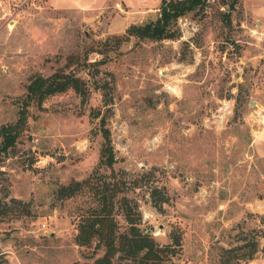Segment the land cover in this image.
Masks as SVG:
<instances>
[{"label":"rangeland","instance_id":"374dc122","mask_svg":"<svg viewBox=\"0 0 264 264\" xmlns=\"http://www.w3.org/2000/svg\"><path fill=\"white\" fill-rule=\"evenodd\" d=\"M160 0H0V125L36 76L79 79L26 106L0 152V264H93L80 224L116 182L115 236L130 225L157 259L112 264H244L264 255V0H204L152 40L127 30ZM100 118L117 162H99ZM132 222H129L130 220ZM253 260V259H252Z\"/></svg>","mask_w":264,"mask_h":264},{"label":"trees","instance_id":"16d2710c","mask_svg":"<svg viewBox=\"0 0 264 264\" xmlns=\"http://www.w3.org/2000/svg\"><path fill=\"white\" fill-rule=\"evenodd\" d=\"M203 2L204 0H160L155 20L132 26L127 30V33L137 38L152 40L171 38L173 36L172 23L179 17L202 6ZM69 88L81 92L79 79L64 74L62 71H54L48 76H36L32 79L26 86V100L23 101V107L19 108L16 119L12 123L0 125V152L11 147L23 129L26 106L29 102L35 101L40 104L46 96L63 92ZM99 121V132L103 140L99 150V162L106 168H112V165L117 162V158L108 137V131L102 126L103 118H100ZM92 176L62 185L57 193L61 196L70 197L75 192L80 191L82 186H88L97 202L100 203V208L93 209L86 217L85 223L79 225L76 235L78 244L87 245L93 241L96 247L102 248V254L93 260V264H112V257L124 247H128L125 252L126 255L136 256L144 250L141 255L144 260L150 258L159 260L152 247V239L145 233H138L133 225H130L129 237L120 233L115 236L116 223L112 216L113 198L121 191V187L116 182L108 181H102L100 185H95L91 183ZM129 220L132 222V219ZM252 259H254L253 256L246 257V260ZM3 262L2 264H7V261ZM151 264L158 263L152 262Z\"/></svg>","mask_w":264,"mask_h":264},{"label":"crops","instance_id":"0c3cea01","mask_svg":"<svg viewBox=\"0 0 264 264\" xmlns=\"http://www.w3.org/2000/svg\"><path fill=\"white\" fill-rule=\"evenodd\" d=\"M244 264H264V255L260 256L258 258H255L253 260L248 261L247 263Z\"/></svg>","mask_w":264,"mask_h":264}]
</instances>
